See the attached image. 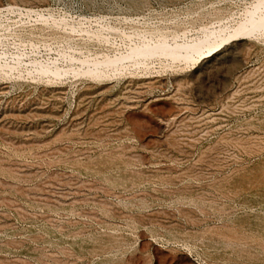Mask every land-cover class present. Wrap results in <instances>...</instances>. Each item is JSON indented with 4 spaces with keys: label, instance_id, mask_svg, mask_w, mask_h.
Segmentation results:
<instances>
[{
    "label": "rangeland",
    "instance_id": "374dc122",
    "mask_svg": "<svg viewBox=\"0 0 264 264\" xmlns=\"http://www.w3.org/2000/svg\"><path fill=\"white\" fill-rule=\"evenodd\" d=\"M0 264H264V0H0Z\"/></svg>",
    "mask_w": 264,
    "mask_h": 264
}]
</instances>
